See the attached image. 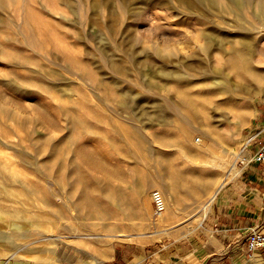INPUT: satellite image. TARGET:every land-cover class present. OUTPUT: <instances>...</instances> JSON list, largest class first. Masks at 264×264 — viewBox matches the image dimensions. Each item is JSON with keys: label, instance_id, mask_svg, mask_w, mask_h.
Wrapping results in <instances>:
<instances>
[{"label": "rangeland", "instance_id": "374dc122", "mask_svg": "<svg viewBox=\"0 0 264 264\" xmlns=\"http://www.w3.org/2000/svg\"><path fill=\"white\" fill-rule=\"evenodd\" d=\"M255 1L0 0V264H95L202 221L264 142V34L253 75L232 59Z\"/></svg>", "mask_w": 264, "mask_h": 264}, {"label": "crops", "instance_id": "0c3cea01", "mask_svg": "<svg viewBox=\"0 0 264 264\" xmlns=\"http://www.w3.org/2000/svg\"><path fill=\"white\" fill-rule=\"evenodd\" d=\"M255 163L220 188L194 228L167 218L161 232L115 241L95 264H264V248L249 257L246 244L252 229L264 232V165Z\"/></svg>", "mask_w": 264, "mask_h": 264}, {"label": "bare ground", "instance_id": "6f19581e", "mask_svg": "<svg viewBox=\"0 0 264 264\" xmlns=\"http://www.w3.org/2000/svg\"><path fill=\"white\" fill-rule=\"evenodd\" d=\"M193 1H201V0H193ZM209 1H213V0H209ZM231 2L232 3H234L236 6H238V7H241V6H243L244 4H247V3H249L250 2V0H231ZM255 5H256V7H257V9L259 10V12L261 11V10H263L264 9V0H256L255 1ZM256 13H258V12H256ZM256 13H254V15L252 16L253 17V20H255L256 22H259V15L258 14H256ZM261 23V22H260ZM262 24V23H261ZM263 25V24H262ZM264 26V25H263ZM247 32L246 33H244V34H242V35H239V39L238 40H236L237 42H238V44H239V46H237V47H234L233 49H232V51H233V56H232V59H233V62H234V65H233V68L237 71V73L239 74V75H241V76H243V75H245V76H247V75H249V76H251V75H253V70H252V68L251 67H249V63H250V61H251V57L253 56V51H254V47H253V45H252V39H251V37L252 36H254V34H257V33H261V34H264V27H260V26H258V27H255V28H253L252 30H246ZM250 34L252 35V36H250ZM249 58H250V60H249ZM163 74H165V75H169L170 73H163ZM227 79H221V80H217V81H211V85H212V87H219V88H224L226 91H228V92H230V93H232L234 90H235V87L232 85V83H227ZM235 92V91H234ZM186 100V99H185ZM203 136H201V135H198V137L197 136H194L193 137V142L196 144V145H198V146H200V147H207V146H205V141L203 140V138H202ZM225 165V161H222L221 162V166L223 167V165ZM232 168H231V173H229V174H227V175H225V178H227V176H232L233 174H237V170H236V168H235V165L232 163ZM96 166V165H95ZM154 168H155V166H153ZM167 167V166H166ZM221 167V168H222ZM163 168V167H162ZM148 173V172H147ZM165 173V172H164ZM177 173V172H176ZM136 174V173H135ZM139 174V173H138ZM140 175V174H139ZM155 175V174H154ZM133 176H134V174H133ZM156 176V175H155ZM178 176H179V174H178ZM135 177H137V176H135ZM165 177V176H164ZM175 177V176H174ZM173 177V178H174ZM188 177V176H187ZM157 178V177H156ZM167 178V177H166ZM179 179H180V176H179ZM146 180V179H145ZM159 180H160V178H159ZM182 180V179H181ZM180 180V181H181ZM184 181V180H183ZM145 182V181H144ZM144 182H143V184H144ZM146 183L147 184H149V181H146ZM174 184V183H173ZM178 184V183H177ZM183 184H185V183H183ZM166 187V186H165ZM163 188V190H164V192L166 191V188H164V186L162 187ZM172 190V189H171ZM160 191V190H159ZM168 191V190H167ZM161 192V191H160ZM164 194V193H163ZM162 194V195H163ZM166 195H167V193H166ZM164 195L163 197H164V199H165V205H166V199H167V202L170 200V196L169 195ZM171 195V194H170ZM213 196H215V195H213ZM213 196H211V198L209 199V201L208 202H211L212 201V199H213ZM152 201V200H151ZM207 202V203H208ZM170 206H169V204L168 205H166V207H165V210L164 211H162L159 215H164L163 217H167L168 219H173L174 217H175V215H176V209H175V207H172V210L169 208ZM167 208V209H166ZM206 208V206L205 205H203L202 206V209H205ZM132 210V209H131ZM203 216H204V214H203ZM160 217H162V216H160ZM162 217V218H163Z\"/></svg>", "mask_w": 264, "mask_h": 264}, {"label": "built area", "instance_id": "2783aa9c", "mask_svg": "<svg viewBox=\"0 0 264 264\" xmlns=\"http://www.w3.org/2000/svg\"><path fill=\"white\" fill-rule=\"evenodd\" d=\"M253 160L264 165V142L257 148ZM151 200L156 214H160L165 209V200L162 193L158 189L151 191ZM246 244L248 256H252L254 252L260 248H264V232L252 229L247 235Z\"/></svg>", "mask_w": 264, "mask_h": 264}]
</instances>
